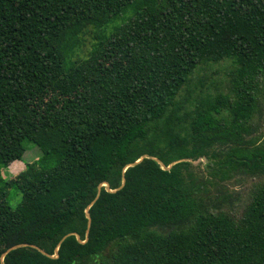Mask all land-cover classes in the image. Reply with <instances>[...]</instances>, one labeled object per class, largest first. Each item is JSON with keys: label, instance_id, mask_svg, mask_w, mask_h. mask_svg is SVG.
I'll list each match as a JSON object with an SVG mask.
<instances>
[{"label": "trees", "instance_id": "trees-1", "mask_svg": "<svg viewBox=\"0 0 264 264\" xmlns=\"http://www.w3.org/2000/svg\"><path fill=\"white\" fill-rule=\"evenodd\" d=\"M263 115L264 0H0V264H264L188 160L264 176Z\"/></svg>", "mask_w": 264, "mask_h": 264}, {"label": "rangeland", "instance_id": "rangeland-1", "mask_svg": "<svg viewBox=\"0 0 264 264\" xmlns=\"http://www.w3.org/2000/svg\"><path fill=\"white\" fill-rule=\"evenodd\" d=\"M121 21H115L109 26V29H106V31H94L93 33H98V35H102L103 33H109L114 26L120 24ZM84 39L87 41L86 49H90L89 44L93 43V41H90V37L88 35L84 36ZM81 58H84V55H80ZM229 65V62L225 64L227 67ZM225 68V67H224ZM216 77H224L222 72L218 74ZM165 122V125L168 123V119L166 121H161L158 126H163ZM255 124H258V132L257 134H264V115L263 118H261L260 121L257 119L254 121ZM180 129V128H178ZM41 156V152L35 144H30L28 147L27 152L25 153L23 157V161L17 162L15 164H12L8 169H6L3 173L4 178L13 177L14 175H17L21 171L25 169V166L29 162H36V159ZM192 162L194 171L196 174L204 181L207 188L209 189V196L211 197L210 204L212 207L215 205L220 206L223 210H229L232 211L234 214H239L244 206V204L249 200L250 193L254 187V185L258 183H264V176H250V175H244L242 173L237 174L234 178L227 182H220L215 181L208 176V172L210 169H208V163L209 161L206 158H199L197 160L188 159ZM216 162V160H214ZM21 196L19 192L12 188L9 192V203L12 207H17V205L20 203Z\"/></svg>", "mask_w": 264, "mask_h": 264}, {"label": "water", "instance_id": "water-1", "mask_svg": "<svg viewBox=\"0 0 264 264\" xmlns=\"http://www.w3.org/2000/svg\"><path fill=\"white\" fill-rule=\"evenodd\" d=\"M142 160V159H141ZM141 160H139L138 162H136V164L137 163H139V162H141ZM100 191H101V187L99 188V193H100ZM114 192V191H113ZM88 220H89V225L91 224V217H90V215L88 214ZM65 239V238H64ZM18 247H20V246H14V247H12L9 251H11V250H14V249H16V248H18Z\"/></svg>", "mask_w": 264, "mask_h": 264}, {"label": "crops", "instance_id": "crops-1", "mask_svg": "<svg viewBox=\"0 0 264 264\" xmlns=\"http://www.w3.org/2000/svg\"><path fill=\"white\" fill-rule=\"evenodd\" d=\"M15 163H17V162H15ZM15 163H13V164H15Z\"/></svg>", "mask_w": 264, "mask_h": 264}]
</instances>
